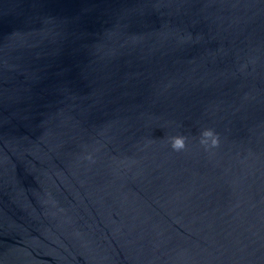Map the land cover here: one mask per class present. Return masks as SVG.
Returning <instances> with one entry per match:
<instances>
[{
  "label": "water",
  "instance_id": "1",
  "mask_svg": "<svg viewBox=\"0 0 264 264\" xmlns=\"http://www.w3.org/2000/svg\"><path fill=\"white\" fill-rule=\"evenodd\" d=\"M0 264H264V0H0Z\"/></svg>",
  "mask_w": 264,
  "mask_h": 264
}]
</instances>
